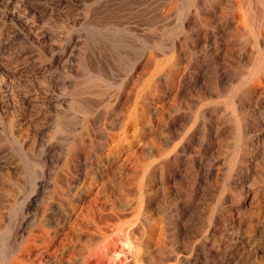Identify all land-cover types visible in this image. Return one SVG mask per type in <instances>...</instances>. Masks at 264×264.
Here are the masks:
<instances>
[{
	"label": "bare ground",
	"instance_id": "1",
	"mask_svg": "<svg viewBox=\"0 0 264 264\" xmlns=\"http://www.w3.org/2000/svg\"><path fill=\"white\" fill-rule=\"evenodd\" d=\"M118 2L117 8L111 12V15L116 17L117 13L123 14L128 9L134 8L136 18L134 16L133 18L137 20L134 22V27H132L134 24L121 26L125 23L121 22L118 28L116 41L122 47L125 55L128 56L132 52L139 51L137 47L139 39H136L138 37L135 34L142 38L141 41L150 42L156 38L160 39L158 52H155V55L147 56L145 54L147 50L144 52L142 50L141 61L145 58L144 66L150 68L149 75L144 86L141 85L142 76L139 75L135 86L129 88L130 91L128 94L126 93L128 100H132L134 109L131 122H128L131 124V130L127 129L128 132L131 131V136L129 137L127 133L128 137L125 136L124 142H119V147L108 148L107 159L104 163L102 162L103 164L97 166L88 163L92 158H97V151L72 148L71 167L68 176H66L69 206L62 214L65 217L64 221L57 222L59 230L54 233L56 237L57 235L60 237L64 233L67 234L66 239H69L71 244L68 245L66 259L65 256H62L49 264H92L94 256L100 255L102 259L107 258L112 251H115V243L113 244L111 237L115 232L121 231L123 220L129 213H126V210L133 212L132 215L136 211L139 219L138 222L133 223L130 229L121 232L122 234L119 233V236L122 239L123 237L135 239L134 236L139 235L138 238L145 249L141 257L144 264H162L171 259L182 260L183 257L178 256L176 252L178 240L173 239L170 246L164 242L163 229L159 228L157 223L158 219H161L159 212L161 208H157L154 213H148V204L151 202V194L155 185L157 187L164 185L171 177L173 188L180 192L185 199L180 215L188 217L190 222L198 221L201 218L200 214L204 210L201 200L214 198L218 185L215 182L223 181V196L209 209L212 232L207 236L210 237V241L195 256L194 261L198 264H227L229 263V254L232 253L233 255L238 254L239 260L246 261L253 233L259 234V237L264 236V0H119ZM108 10L107 7V10L103 11ZM179 10L181 11V20L177 22H180V39L178 42H172V45L169 46L163 39L162 33L172 22L170 20L173 12ZM121 19L119 20L121 21ZM115 33L117 32L115 31ZM169 33L171 32L169 31ZM114 38H111L112 42ZM175 85L177 92L174 93L180 97L182 104L186 107L194 102L199 104L195 111V117L198 123L197 138L201 145L206 147L208 152H218L224 147L230 149L229 159L227 157L228 166L222 172H216L214 164H203L198 160L196 166L178 164L173 167L169 158L165 157L164 148L159 146L157 150L154 149L155 144L166 143L168 139L166 133L169 131L170 116L167 103L171 91H175L172 90ZM96 86L98 85L95 79H90L80 84L75 94L82 95L91 89L95 90ZM172 96L174 95L172 94ZM79 99L81 100L80 97L75 98L77 107L83 108L81 112H88L89 108L85 106L88 104L83 102L84 100L79 102ZM87 126L93 130L96 127V121H92L91 125ZM105 138L108 142L110 141L108 139L112 137L105 136ZM36 155L38 154L36 153ZM154 161H158L156 166L162 169L159 181L155 176ZM67 164L69 165V163ZM131 164L134 166L133 170L129 166ZM59 168L61 167L59 166ZM167 177L168 179H166ZM116 180L128 186L132 183L136 184L137 189L135 187L134 189L128 188L127 194L136 195L135 193H137L139 203H145V206L140 205L142 209H135L137 205L132 207L129 205L130 202L127 205L123 203L120 205L103 199L110 181ZM38 181L40 182V179ZM181 181L187 183L189 191L180 186ZM99 185L101 187L98 188ZM110 193H113V190ZM58 200L61 199L58 198ZM130 200L132 201V199ZM154 215H157L156 218ZM14 220L16 219L14 218ZM16 222L19 221L16 220ZM219 222L222 223V226L213 225ZM18 225H21L20 222ZM18 227L17 230L20 228ZM49 231L43 232L41 240L29 232L31 235L20 241H17L19 232L15 233L14 231L9 240L12 244L11 248L14 245L18 246V250L28 252L30 259L34 255L37 259L33 258L30 262L23 263V258L12 251L7 254L8 264H43L46 251L56 245L55 239L53 241L52 238L53 234L50 235ZM218 236L224 238V243H218ZM39 241L41 243H38ZM67 243L69 242L66 240ZM256 250H258L257 252L261 251L264 256V248L258 247ZM2 257L4 258V256Z\"/></svg>",
	"mask_w": 264,
	"mask_h": 264
},
{
	"label": "rangeland",
	"instance_id": "2",
	"mask_svg": "<svg viewBox=\"0 0 264 264\" xmlns=\"http://www.w3.org/2000/svg\"><path fill=\"white\" fill-rule=\"evenodd\" d=\"M118 1L0 0V182L2 181L0 183V237H2L0 239V264H8L7 254L12 253V251L23 258V263L36 258L34 255L30 259L28 252L18 250V246L14 245L11 248L12 244L9 240L14 231L15 233L19 232L20 235H18L17 241H20L28 238L31 234L38 236L41 240L43 232L50 230L49 234H53L52 238L53 241L55 239L56 245L54 247L56 249L53 247L51 250L46 251L44 254L45 260L42 263L55 262L56 258L62 256H65L66 259L68 245L71 244L70 240L66 239L68 235L64 233L60 237L59 235L56 237L54 233L59 230L57 222L59 220L64 221L65 217L62 214L69 206L66 176H68L71 167L72 148L91 152L97 151V158H92L88 162L97 166L103 164L107 159L106 152L108 148H117L120 141L124 142L127 133L129 137L131 136V131L128 132V130H131V124L129 123L134 109L132 107L133 102L128 100L126 93L128 94L131 87L135 86L134 84L139 75L142 76L141 85L144 86L150 68L144 66L145 58L141 61L142 50L143 52L147 50V53L145 52L147 56L155 55L158 52L160 39L156 38L150 42L141 41L142 38L135 34L138 37L136 39H139L137 41L139 51L137 50L126 56L122 47L116 41L118 28L121 22H125L121 26L134 24L132 26L134 27V22L137 20L134 15V8L128 9L123 14L117 13V18L111 15V12H114L117 8ZM107 7L109 10L104 12ZM180 16V10L174 11L170 20L172 22L174 20L173 24L171 22L162 33L163 39L167 41L169 46L172 45V42H178L180 39V22H177L181 20ZM120 18L123 20L120 21ZM105 21L107 22L105 23ZM111 38H114L113 42ZM74 44L75 46H73ZM87 79H95L98 85L96 87L99 90L97 88L95 90L91 89L77 96L75 94L77 87L89 81ZM174 87L172 90L175 91H171L169 104L167 103L170 116L169 131L166 133L168 139L166 143L155 144L154 149L157 150L159 146L164 148L165 157L169 158L173 167L178 164L196 166L198 160L203 164H214L215 171L222 172L228 166L230 149L224 147L222 150L219 149L218 152H208V149L201 145L199 138H197L198 123L195 117V111L198 109L199 104L194 102L186 107L181 103L180 97L176 96V85ZM76 97H80L81 100H84L83 102L88 104L85 105L89 108L88 112H81L83 108L77 107ZM81 100L79 99V102ZM94 120L96 121V127L90 130L87 125H91ZM105 136H109V138L111 136L112 138L108 139L110 141L107 142ZM193 151L194 153H192ZM154 164L155 176L159 181L162 176V169L156 166L158 161H154ZM129 166L133 170V164ZM218 168L219 170H217ZM59 178L60 181H58ZM110 182L103 199H108L110 203L113 201L115 204L120 205L122 203L127 205L130 202L129 205H132V207L137 205L135 209H140V205L145 206V203H139L137 193H135L136 195L127 194L128 188L134 189L135 187L137 189L136 184L132 183L128 186L122 184L119 180ZM215 183L218 184L215 197L201 200L204 208L203 213L200 214L201 218L198 221L193 222L188 221V217L185 218L180 215L185 199L180 192L173 188L172 177L164 185L158 187L155 185L151 194V202L148 204V213H154L157 208H161L159 211L161 219H158L157 223L158 227L163 229L164 242L167 246H170L173 239L178 240L176 252L178 256L183 257L182 260L171 259L162 264H198L194 261V258L210 241V237L207 235L212 232L209 209L223 196L224 192L223 181H216ZM180 186L189 191L185 181H181ZM112 190L113 193H110ZM22 194L24 197L21 196ZM58 198L61 200H58ZM25 206L26 208H24ZM135 209L133 208V210ZM26 210L27 212H25ZM126 213L128 214L126 219L123 220L121 231L115 232L111 237L113 244L115 243L116 253L112 251L107 258L103 259L100 258V255L94 256L92 264H144L141 257L145 249L138 238L139 235L136 234L135 239L129 237H123L122 239L119 236V233L130 229L133 223L138 222L139 219L136 211H134L135 216L132 215L133 212L130 210H126ZM156 216L154 215V218ZM14 218L21 225H18L19 222H16ZM213 225L219 227L222 226V223L219 222ZM14 226L16 227L14 228ZM35 228L38 230H35ZM6 231L10 234H7ZM8 236L9 238H7ZM251 238L246 261L239 260V255L236 253L233 255L232 253L229 254V263L227 264H233V262L234 264H264L263 253L256 250L258 247L264 248V236L259 237V234L253 233ZM218 239V243H224V238L218 236ZM66 240L69 243L66 244ZM38 243H41V241ZM58 245L60 246L58 247ZM234 256L235 258H233Z\"/></svg>",
	"mask_w": 264,
	"mask_h": 264
}]
</instances>
